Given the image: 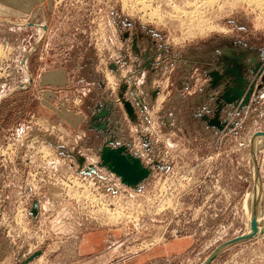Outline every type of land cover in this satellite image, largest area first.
<instances>
[{"label": "rangeland", "instance_id": "rangeland-1", "mask_svg": "<svg viewBox=\"0 0 264 264\" xmlns=\"http://www.w3.org/2000/svg\"><path fill=\"white\" fill-rule=\"evenodd\" d=\"M26 8L0 18V264H202L243 234L259 180L264 211V147L253 160L252 142L264 132V0ZM60 67L54 103L81 117L76 128L42 104L39 76ZM132 83L148 122L119 102H133ZM101 109H113L105 128ZM111 134L150 169L135 188L97 165ZM209 264H264V231Z\"/></svg>", "mask_w": 264, "mask_h": 264}, {"label": "water", "instance_id": "water-1", "mask_svg": "<svg viewBox=\"0 0 264 264\" xmlns=\"http://www.w3.org/2000/svg\"><path fill=\"white\" fill-rule=\"evenodd\" d=\"M133 90V91H132ZM129 91L133 94V100L135 101V104L137 108L140 111H143L145 108V105H143L141 98L134 94L137 92V87L132 83L130 85ZM228 91H225L222 98L224 101L228 102ZM119 102L122 104L123 109L128 117L129 120L133 122L135 113L133 110L132 103L128 100H125L123 97V93L118 94ZM113 106V105H112ZM221 104L218 107V111L221 108ZM109 109H111V105L108 106ZM114 108V107H113ZM113 113V109H112ZM111 110L107 109H101V111L97 114V118L102 119L106 118L107 116L112 115ZM218 114V113H217ZM214 121H217V119H214ZM107 119L104 120V123L101 125L102 128L106 127ZM257 134H263L264 132H257L254 136ZM114 137L111 135L107 139L103 141V143L100 146L99 150V160H100V166L106 168L108 171L113 173L116 177L119 178L120 182L130 188H135L138 184L142 183L149 175H150V169L147 167H144L143 163L141 162L139 156L135 152H129V143L128 144H122L114 142ZM78 164L80 167L83 166L84 158L80 157L77 159ZM92 171V167H90ZM87 172V171H86ZM256 208L257 204L255 203L252 218L250 221V233L248 234H241L223 244H221L219 247H217L205 260L202 264H209L226 246H229L231 244L243 242L246 240H249L253 238L257 234V224H256ZM32 218L35 219V216L38 213L37 209V202L34 201L32 203L31 212ZM39 255V251L35 252L32 256H30L25 262H28L32 260L33 258L37 257Z\"/></svg>", "mask_w": 264, "mask_h": 264}, {"label": "crops", "instance_id": "crops-1", "mask_svg": "<svg viewBox=\"0 0 264 264\" xmlns=\"http://www.w3.org/2000/svg\"><path fill=\"white\" fill-rule=\"evenodd\" d=\"M39 0H0V18L9 16V15H15L12 13V11H24L25 13H28L26 7H31L35 4H37ZM35 3V4H34ZM24 4H27L25 6ZM24 5V6H23ZM29 5V6H28ZM18 14V13H17ZM16 16V15H15ZM19 17V16H17ZM1 22H4L3 20H0ZM32 25V23H31ZM45 74V75H44ZM44 75V76H43ZM43 76V77H42ZM41 79L38 81V87H42L44 89V86L46 87L44 91L45 93H50V96H48L42 104L47 106L50 110L55 111V115L52 114L51 118H49L50 121L53 122H61L63 120V123H66L68 126L72 125L71 127H77L78 123L82 120L80 116H78L75 113H72L68 107L66 106L65 102L63 100H60L57 103H54V97H55V88H62L66 86L67 84V76L66 71L64 67L60 68H53L49 71H43L42 74L39 76ZM54 113V112H53ZM139 119V118H138ZM56 120V121H55ZM149 120V119H148ZM127 264H129L127 262Z\"/></svg>", "mask_w": 264, "mask_h": 264}, {"label": "bare ground", "instance_id": "bare-ground-1", "mask_svg": "<svg viewBox=\"0 0 264 264\" xmlns=\"http://www.w3.org/2000/svg\"><path fill=\"white\" fill-rule=\"evenodd\" d=\"M195 18L196 17H194V19ZM170 27H172V26H170ZM1 54H2V50L0 49V56H1ZM252 142H253V160H254V159H256L255 157H256L257 153L259 152V150H261L264 147V135L263 134H257L256 136L253 137V141ZM252 167H253V170H254V167H255L254 163L252 164ZM86 194H88V193L86 192ZM86 194H84V195H86ZM262 200H263L262 186H261V183H260V180H259V182H256V184H255L254 192L248 193L246 198H245V200H244L245 212H246L245 214L247 216V218H246L247 219L246 231L244 232V234H248L251 231L250 230V221H251V218H252V214H253V209H254L255 203L257 204L256 213H255L256 224H257V234L256 235H258V234H260L261 232L264 231V211L262 209ZM55 203L57 204V202H55Z\"/></svg>", "mask_w": 264, "mask_h": 264}, {"label": "flooded vegetation", "instance_id": "flooded-vegetation-1", "mask_svg": "<svg viewBox=\"0 0 264 264\" xmlns=\"http://www.w3.org/2000/svg\"><path fill=\"white\" fill-rule=\"evenodd\" d=\"M129 51V49L126 47L125 48V52H128ZM211 86V85H210ZM214 89V88H213ZM155 92V91H154ZM135 94V93H134ZM136 95H138L140 98H141V100H142V103H143V105H144V101H143V98L138 94V93H136ZM224 95V93L222 94V96ZM152 96H154V95H152ZM222 96H217L215 99L213 98L212 99V101H216V103H217V105H219L220 104V100H222L223 98H222ZM148 98V100H149V102L151 103L152 102V100H153V98H151V97H147ZM222 98V99H221ZM224 100V99H223ZM132 103V106H133V110H134V113H135V117H134V120H133V122H132V124H139V121H138V117L140 116L143 120H145V121H148V116H147V114L145 113L146 111H144V109H143V111H140L138 108H137V106H136V104H135V101L133 100V102H131ZM162 112H164V111H162ZM162 112L160 111L159 112V115H160V123H165V121H173V119L175 120V118H172V117H175V115H170V116H168V115H166L165 113L164 114H162ZM127 116V115H126ZM206 119L207 120H209V121H212V120H214L213 118L212 119H209V118H207L206 117ZM112 135V134H111ZM111 135H108L109 137L111 136ZM114 137V136H113ZM108 137H105V139H107ZM114 140H115V137H114ZM114 142H117V141H114ZM120 144V143H119ZM124 144V143H123ZM100 150V149H99ZM128 151L131 153V151L128 149ZM138 155V154H137ZM139 156V155H138ZM139 158H140V160H141V157L139 156ZM142 162V161H141ZM154 163H156V162H154ZM100 160H99V162H97V165L99 166V167H101L100 165ZM157 164V163H156ZM144 165V164H143ZM144 167H146V166H144ZM102 168H104V167H102ZM148 168V167H147ZM104 169H106V168H104ZM107 170V169H106ZM108 171V170H107ZM110 172V171H109Z\"/></svg>", "mask_w": 264, "mask_h": 264}, {"label": "built area", "instance_id": "built-area-1", "mask_svg": "<svg viewBox=\"0 0 264 264\" xmlns=\"http://www.w3.org/2000/svg\"><path fill=\"white\" fill-rule=\"evenodd\" d=\"M148 121H149V120H148ZM148 121H147V122H148Z\"/></svg>", "mask_w": 264, "mask_h": 264}]
</instances>
